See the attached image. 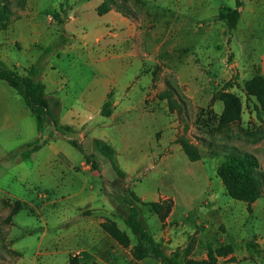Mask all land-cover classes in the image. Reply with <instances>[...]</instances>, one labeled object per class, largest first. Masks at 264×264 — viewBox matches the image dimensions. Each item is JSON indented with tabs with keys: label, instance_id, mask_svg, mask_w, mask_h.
Listing matches in <instances>:
<instances>
[{
	"label": "rangeland",
	"instance_id": "374dc122",
	"mask_svg": "<svg viewBox=\"0 0 264 264\" xmlns=\"http://www.w3.org/2000/svg\"><path fill=\"white\" fill-rule=\"evenodd\" d=\"M101 1L105 2L107 11L112 10L115 16L126 18L130 24L129 31L133 33L125 37L127 43L159 45L160 50L154 57L157 62L144 63L143 67L157 81H163L164 88L147 93L145 102L149 108H155L152 113L134 110L121 115L123 127L113 133L118 148L116 161L120 168L132 173L130 178L117 179L110 185L116 193H121V207L106 214L92 215L89 210L82 213L95 219L114 220L134 242L136 237L125 224L128 205L124 197L133 204L131 191L140 196L146 194L144 201H135V206L141 222L152 231L158 218L151 206L143 202L154 201L158 194L167 193V199L154 201L159 204L154 212L160 219L168 217L173 206L171 197H174L177 212L167 224L184 238V243L168 253L178 250L183 260L201 258L205 242L212 247L229 243L233 252L220 257L218 264H264V180L259 196L254 201L243 202L231 198L216 176L217 166L231 148L255 155L258 168L264 173V93L248 95L243 87L245 80L255 74L264 80L261 70L264 0H243L238 24L230 33L224 22L215 17L219 9L232 8L234 0H0V4H6L16 14L26 4L30 11L39 13L40 45L49 44L54 50L68 40L90 50L114 42L109 35L96 42L99 27L120 33L126 28L111 20L112 13L98 14ZM69 8L76 9L72 13L74 18H66ZM250 9L254 12L251 18ZM2 27H5L4 21H0ZM0 32L3 37L5 31ZM122 40L125 41L124 37ZM55 54L44 55L48 63L64 71L68 80L66 90L72 94L91 91L89 80L94 75H104L86 65L84 54L74 51ZM136 66L137 63L130 66L125 77L132 76ZM164 70L167 75L161 78ZM107 75L108 72L103 77ZM141 92L136 86L133 101L138 100ZM222 92L237 97V112L224 113V103L219 98ZM20 116V135L7 136L5 131L0 132V264H30L37 248L48 249L49 240L66 229L57 223L49 206L40 209L37 197L38 193H45L55 198L60 188L61 179L54 171L49 173L47 164L42 163L51 158L49 141L63 133L67 141L79 142L99 165L109 164L93 147L92 138L86 135V126L79 129L81 136L75 131L55 130L48 121L37 131L27 109ZM101 120L106 118L99 115L91 124ZM121 136L127 139L122 142ZM36 139L39 143L48 140L33 151L34 166L28 167L20 152L27 147L26 143ZM67 141L61 144L68 149L67 157L78 165L83 156ZM184 142L194 147L198 153L196 160H190L185 154L181 146ZM39 164L41 171L37 169ZM107 172H112L110 165ZM17 195L24 200L15 198ZM114 202L118 207L116 197ZM64 219V222L70 220ZM62 220L61 217L59 222ZM42 231H45L44 241L40 238ZM15 240L19 256L13 248ZM248 241L255 242L260 253L246 248ZM50 262L48 258L38 259V264Z\"/></svg>",
	"mask_w": 264,
	"mask_h": 264
},
{
	"label": "crops",
	"instance_id": "0c3cea01",
	"mask_svg": "<svg viewBox=\"0 0 264 264\" xmlns=\"http://www.w3.org/2000/svg\"><path fill=\"white\" fill-rule=\"evenodd\" d=\"M75 10L69 8L66 18H74L75 15L72 13ZM106 12L112 13L111 20L123 24L126 27L123 28L125 31L121 30L120 33L118 30L109 31L99 27L95 41L100 42L105 35H109L114 39L113 43H108L100 48L85 50L67 40L65 45L53 50L49 44L40 45L41 21L39 13L30 11L26 4L23 11L18 14L10 12L5 27L0 28V31H5L3 37L0 32V61L21 74H24L25 69L30 65L40 66L39 78L44 84L46 95L59 101V106L56 109L58 123L71 126L79 136H81V132H78L79 129L86 126V135L89 138H99L109 142L115 148V154L117 155L118 148L113 133L120 131V128L123 127L124 121L120 119V116L134 110L152 113L155 108L151 106L149 108L145 102L147 93H155L163 89L164 85L163 81H157L155 77H152V72H146L145 69L147 70V68L143 67L144 63L153 64L157 62L154 57L160 50L159 45L127 43L125 37L133 32L129 31L131 26L126 18L115 16L112 10ZM249 14V18L253 17V10L250 9ZM249 23L251 22L249 21ZM72 51L84 54V57L88 60L84 59L86 65L93 66L104 75L108 72L107 77L94 75L89 80V83L92 84L91 91L83 90L78 94H72L69 90H66L68 80L64 76V71L57 69L54 63H48L44 55L45 53H56L55 55L59 56L62 52ZM134 63H137L136 72L132 76L125 77L128 68ZM261 65V70L264 71V62ZM164 74L167 75L166 70L161 72V78ZM136 86L142 92L138 100L133 101L132 94ZM107 99L110 102V114L104 116L107 121L101 120L98 123L91 124V121L97 116H101V106ZM26 109L23 99L16 91L12 90L5 81L0 80V132L5 131L7 136L9 134L20 135L22 129L20 115ZM106 123L110 126H105ZM137 131L138 129H136ZM132 136L135 135L132 134ZM67 138L65 134L61 133L57 135L56 139L49 141L47 145L50 147L51 158H46V161L42 162L47 164L46 167H48L49 173L54 171L56 177L61 179L60 188L54 194L55 198L48 197L45 193L37 194L40 209L43 210V208L49 206L53 216L55 219L57 218V223H61L62 226L65 225L66 229L59 231L57 235L49 240L50 247L48 249L37 248L30 264H38V259L43 260L44 258L51 259V264H67L68 257L72 255H76L81 264H91L92 262L129 264L131 261L134 264H165L153 257L134 260L130 250L136 240L133 242L130 237V245L123 247L101 228L100 223L105 218L95 219L91 215L82 213V211L87 210L92 212V215L99 212L103 214H106V212L112 213L121 207L122 197L121 193H116L115 188H110V185L116 182L118 178L113 170L107 172L109 164L104 167L101 162L100 172L92 169L84 158L79 161L78 165H75L72 158L67 157L68 149H65L61 144V141H67ZM126 139V136H121L122 142ZM32 155L33 152L22 159L28 167L34 166V162L31 160ZM37 169L41 171L42 166L39 164ZM125 173L127 178L132 176L130 170H125ZM135 195L140 201H144V196H146V194L142 196ZM157 196L154 201L167 199V193H160ZM115 197L119 203L118 207L114 202ZM15 198L21 201L24 200L18 195ZM171 199L173 206L168 217L166 215L160 219L158 214L153 211L158 221L155 222L152 231H149L146 225L143 224L145 230L162 244L166 253L184 243L183 236L176 234L173 227L167 224V221L177 212V200L174 197H171ZM136 202L134 200L133 205ZM76 211H79L80 215ZM63 215H65L64 218L68 217L70 220L64 222ZM61 217L63 220L59 222ZM40 238L41 241L46 240L45 231L41 232ZM16 242L17 240L14 241L13 248L19 256L20 252L15 246ZM206 247L207 243L205 242V251L201 258L206 256ZM59 256H61L60 260Z\"/></svg>",
	"mask_w": 264,
	"mask_h": 264
},
{
	"label": "trees",
	"instance_id": "16d2710c",
	"mask_svg": "<svg viewBox=\"0 0 264 264\" xmlns=\"http://www.w3.org/2000/svg\"><path fill=\"white\" fill-rule=\"evenodd\" d=\"M242 5L243 0H234L232 8H222L218 10L215 19L224 22L227 32L230 33L237 26ZM106 11L107 7L105 2L101 1L97 7V12L98 14H102ZM9 13L10 11L6 4H0L1 22H6L8 20ZM40 72V66L35 64L28 66L25 69V73L21 74L14 68L0 61V80L5 81L23 99L29 114L35 120L37 131H41L45 121H48L55 130L72 132L73 129L71 126L58 123L56 109L59 106V101L54 97L46 95L44 84L39 78ZM243 87L248 95L258 96L263 94V77L259 74H255L245 80ZM219 98L224 103V113L228 111L237 112L239 105L235 95L230 92H222L219 94ZM109 105L110 102L108 99L103 102L100 110L101 115L108 116L110 114ZM47 140L48 139H44L41 143L38 142V139L28 142L27 147L21 151V157H28L33 151L46 143ZM68 142L82 154L85 162L89 163L92 169H96L100 172L99 162L88 154L79 142L74 139H69ZM92 145L99 153L107 158L117 178L123 180L126 177V173L120 168L116 161L115 148L109 142L99 138H93ZM181 146L190 160L193 161L198 158V153L195 152L191 144L184 142ZM258 165V160L252 153L240 152L231 148V150L225 154L223 161L217 166L216 176L231 198L243 202H251L259 196L261 185L264 180V173L258 168ZM130 194L133 200L137 202L140 201L133 191H131ZM124 202L128 205V214L125 218V224L136 237V242L130 250V254L134 260L153 257L165 264H218V259L220 257H226L233 252L232 245L226 243L214 247L207 245L206 256L203 258H188L183 260L178 250L166 253L162 244L156 241L152 235L145 230L143 223L138 217L136 206L131 204L125 197ZM143 203L150 205L154 211L159 206L158 202L154 201ZM100 226L121 246L127 247L130 245L131 240L129 234L121 229L114 220L104 219L100 223ZM245 245L246 248H252L255 252L260 253L255 242L248 241ZM67 264L81 263L76 255H72L68 257ZM91 264L101 263L92 262Z\"/></svg>",
	"mask_w": 264,
	"mask_h": 264
}]
</instances>
